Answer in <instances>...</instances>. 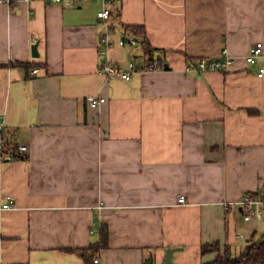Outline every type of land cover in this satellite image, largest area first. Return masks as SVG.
<instances>
[{
	"label": "crops",
	"instance_id": "crops-1",
	"mask_svg": "<svg viewBox=\"0 0 264 264\" xmlns=\"http://www.w3.org/2000/svg\"><path fill=\"white\" fill-rule=\"evenodd\" d=\"M132 27L164 69L103 74L106 60H141L140 44L119 43ZM107 32L115 42L102 55ZM258 42L264 0L0 1V118L28 147L0 155L3 263L87 264L81 250L104 228L93 264H164L169 250L173 264H211L261 241L264 223L246 222L238 204L264 196L263 62H246ZM224 48L229 71L187 69ZM8 197L15 206L1 209Z\"/></svg>",
	"mask_w": 264,
	"mask_h": 264
},
{
	"label": "built area",
	"instance_id": "built-area-1",
	"mask_svg": "<svg viewBox=\"0 0 264 264\" xmlns=\"http://www.w3.org/2000/svg\"><path fill=\"white\" fill-rule=\"evenodd\" d=\"M7 6H11L15 3H30L34 0H0ZM106 3H112L113 0H104ZM54 3H60L62 0H52ZM66 4L70 6L71 0H66ZM112 16L111 9H104L98 13V19L100 22H104L106 28L108 26V20ZM101 43L103 44V48H101V54H105L106 50L110 48L114 44V40L109 36V32L100 38ZM131 43L132 45H139L140 43L133 37L120 39L119 43L121 45H125L127 43ZM224 58L218 59H206L203 58L196 62V64L189 66L187 69L189 71H198V72H225L229 71L231 67L234 65V59L229 56L228 50L226 48L223 49ZM259 60H262L263 65L258 72V77H264V45L262 42H258L251 49L250 53L246 57V62L250 65H255ZM164 69L163 61L158 55H151L149 52H144L141 60L130 61L126 64V66L113 64L109 60H106L101 65V72L107 76H120L125 80H129L133 74L144 73V72H154ZM39 72L38 69L33 70V74H37ZM88 103L92 107H98L102 103L105 102L103 97H95L88 96ZM0 130L3 132L4 138V130L5 123L0 118ZM28 154V147L25 145H18L16 149L12 146L4 145V142L1 145L0 155L4 162H10L15 158H24ZM180 202L184 203L185 198L181 197ZM242 206L244 220L246 222L249 221H258L264 223V196L256 197L254 195H247L244 199L238 203ZM15 206V202L13 199H7V202L1 205V209H11ZM95 264L99 263V259L96 258L94 260ZM0 264H4L1 258V249H0Z\"/></svg>",
	"mask_w": 264,
	"mask_h": 264
},
{
	"label": "trees",
	"instance_id": "trees-1",
	"mask_svg": "<svg viewBox=\"0 0 264 264\" xmlns=\"http://www.w3.org/2000/svg\"><path fill=\"white\" fill-rule=\"evenodd\" d=\"M128 34H126L127 38L133 36L142 46L145 52H149L151 55H158L157 49H154L150 46L148 41L146 40V34L144 29L140 27H132L127 28ZM198 62L197 60H193L190 58V64L194 65ZM4 130V138L3 142L6 146H12L14 149L18 146L17 143L13 142L12 137L10 135H6ZM108 245V231L106 228L102 230V236L98 243L91 246L89 250H81L84 254L87 264H93V258L99 252L100 249L107 247ZM216 247V246H211ZM209 246H203V254L209 251ZM219 254L216 257V260L211 264H264V237L261 241L252 240L249 243V246L246 250V253L241 255L239 258L230 259L226 254Z\"/></svg>",
	"mask_w": 264,
	"mask_h": 264
},
{
	"label": "water",
	"instance_id": "water-1",
	"mask_svg": "<svg viewBox=\"0 0 264 264\" xmlns=\"http://www.w3.org/2000/svg\"><path fill=\"white\" fill-rule=\"evenodd\" d=\"M32 56L35 58L39 57L38 43L34 44L32 47ZM172 255H173V250H169L165 258L164 264H173Z\"/></svg>",
	"mask_w": 264,
	"mask_h": 264
},
{
	"label": "rangeland",
	"instance_id": "rangeland-1",
	"mask_svg": "<svg viewBox=\"0 0 264 264\" xmlns=\"http://www.w3.org/2000/svg\"><path fill=\"white\" fill-rule=\"evenodd\" d=\"M261 235V232L259 233V236ZM262 235L260 236V239H261Z\"/></svg>",
	"mask_w": 264,
	"mask_h": 264
}]
</instances>
